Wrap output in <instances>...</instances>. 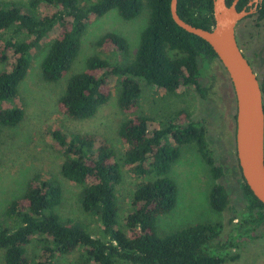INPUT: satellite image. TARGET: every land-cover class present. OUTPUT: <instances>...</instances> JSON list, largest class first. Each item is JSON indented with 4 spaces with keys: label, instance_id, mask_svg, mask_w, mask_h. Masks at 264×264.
Returning a JSON list of instances; mask_svg holds the SVG:
<instances>
[{
    "label": "trees",
    "instance_id": "1",
    "mask_svg": "<svg viewBox=\"0 0 264 264\" xmlns=\"http://www.w3.org/2000/svg\"><path fill=\"white\" fill-rule=\"evenodd\" d=\"M143 1L0 0V64L4 66L0 71V127L16 126L22 120L23 110L14 102L19 85L33 53L54 28L57 32L40 62L41 76L48 82L58 81L70 70L91 17L114 9L121 18L130 20L140 14ZM248 1L238 0L237 9L248 8ZM231 2L226 0L227 4ZM41 3L53 10L40 13ZM146 4L148 21L140 33L135 56L127 58L129 48L123 36L104 34L98 46L105 55L89 56L85 68L68 77L57 99L67 117L90 118L110 99L111 78L115 77L117 107L125 115L118 127V137L125 145L122 153L106 141H98L92 133H66L59 128L51 133L63 157L60 172L83 186L81 209L97 215L99 235L58 214L56 206L62 190L57 180L35 177L27 182L21 196L8 204L7 213L15 218L16 225L0 222L4 264H57L58 255L78 247L86 255L83 264H223L236 258L231 249L238 242L255 238L256 231L264 227V204L243 180L236 157L231 156L232 152L235 156L234 145L230 151L226 144L215 160L207 143L206 119H194L179 109L150 128L154 118L137 112L142 82L167 94H174L180 86H193L207 99L216 97V82L223 83L224 75L228 78L210 44L173 20L170 0H146ZM177 13L192 25L206 29L213 25L212 0H178ZM252 14L264 20V0ZM10 53L13 61L8 65ZM259 78L264 108V72ZM233 119L235 130V114ZM221 126L228 136L229 121L225 119ZM189 143L196 145L211 176L224 180L214 182L209 189L211 209L230 210L235 193L243 202L239 217L230 219H235L231 234L221 236L219 220L199 222L164 235L157 233V218L176 203L177 189L169 176L170 168L180 147ZM124 167L144 179L135 185L130 207L122 217L116 186L123 179ZM226 181H232V185ZM34 236L40 250L32 261L27 246Z\"/></svg>",
    "mask_w": 264,
    "mask_h": 264
},
{
    "label": "rangeland",
    "instance_id": "2",
    "mask_svg": "<svg viewBox=\"0 0 264 264\" xmlns=\"http://www.w3.org/2000/svg\"><path fill=\"white\" fill-rule=\"evenodd\" d=\"M7 1L26 3L28 0ZM52 10L42 3L38 7L42 14ZM148 14L149 10L144 0L140 14L130 20L121 18L114 9L100 17H91L81 37L76 59L68 73L56 82H48L42 78L40 62L47 43L55 36L57 28L44 38L41 48L33 53L31 65L19 85L18 95L14 101L23 110V118L16 126L0 127V222L9 227L16 225L15 218L8 215L7 207L13 199L21 196L29 180L35 177L52 178L59 182L62 190L61 201L56 206L58 214L77 222L93 235H99L100 222L97 215L81 209L80 197L83 186L67 179L60 172L63 157L51 133L56 128L66 133H92L97 136L98 141H106L117 153H122L125 145L118 137V127L125 115L117 107L115 77L111 78L113 91L110 99L90 118L67 117L60 111L57 99L68 77L82 71L89 56L96 53L105 55L98 46V40L104 34L116 32L123 36L129 48L127 58L132 59L138 47L140 33L147 24ZM236 34L244 54L256 74L261 77L264 72V20H257L256 16L250 14L238 22ZM12 61L13 55L10 53L8 65ZM3 68L4 66L0 64V71ZM215 85L216 97L211 95L203 99L193 86H180L174 94H167L161 88L142 82L137 112L154 118L150 128L161 117L179 109L186 110L194 119H206L207 143L212 156L218 161L220 153L226 149V144L231 147L230 151L233 150L235 99L226 75L223 83L221 80ZM225 119L229 121L228 136L221 126ZM231 156L235 157L233 152ZM169 176L176 185V203L171 211L157 218L158 234L164 235L199 222L215 220L222 223L221 236L232 233L235 219H230L239 217L243 202L235 193L230 210L216 212L211 209L208 202L209 189L214 182L224 180H217L211 176L194 143L180 147L179 156L172 164ZM143 179L124 167L123 179L116 186L120 216L123 217L129 209L131 193L135 185ZM231 182L226 181L229 186L232 185ZM256 234L258 235L253 239L238 242V245L231 249V255H236V258L223 264H264V227L259 228ZM39 250L40 242L38 237L34 236L27 246V253L32 261ZM85 257L84 251L78 247L71 253L58 255L56 262L83 264ZM0 264H4L1 252Z\"/></svg>",
    "mask_w": 264,
    "mask_h": 264
},
{
    "label": "water",
    "instance_id": "3",
    "mask_svg": "<svg viewBox=\"0 0 264 264\" xmlns=\"http://www.w3.org/2000/svg\"><path fill=\"white\" fill-rule=\"evenodd\" d=\"M177 1L170 0V13L181 28L207 41L223 66L235 99V157L243 180L264 204V108L260 78L241 51L238 22L254 13L262 0H249L248 8L237 9L238 0H212L213 25L202 28L183 20Z\"/></svg>",
    "mask_w": 264,
    "mask_h": 264
},
{
    "label": "flooded vegetation",
    "instance_id": "4",
    "mask_svg": "<svg viewBox=\"0 0 264 264\" xmlns=\"http://www.w3.org/2000/svg\"><path fill=\"white\" fill-rule=\"evenodd\" d=\"M236 38H237L238 45H239L241 51L243 52L242 47H241V44H240V42H239V40H238L237 34H236ZM243 54H244V52H243ZM244 56L247 58V56H246L245 54H244ZM247 59H248V58H247Z\"/></svg>",
    "mask_w": 264,
    "mask_h": 264
}]
</instances>
